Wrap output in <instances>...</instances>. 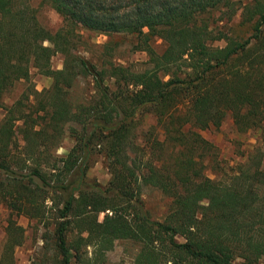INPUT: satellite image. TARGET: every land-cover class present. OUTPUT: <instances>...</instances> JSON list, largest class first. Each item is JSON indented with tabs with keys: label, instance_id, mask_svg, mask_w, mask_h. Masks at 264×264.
<instances>
[{
	"label": "trees",
	"instance_id": "trees-1",
	"mask_svg": "<svg viewBox=\"0 0 264 264\" xmlns=\"http://www.w3.org/2000/svg\"><path fill=\"white\" fill-rule=\"evenodd\" d=\"M27 1L0 0V98L29 82L31 67L52 83L44 115L19 128L20 150L14 104L0 122V203L35 221V234L41 224L30 264H119L107 254L114 240L136 245L132 264H259L264 0H47L63 20L55 31ZM238 11L246 37L227 26ZM91 33L107 40L96 45ZM115 34L131 35L151 68L116 62ZM55 54L63 56L59 69L51 67ZM79 77L86 93L73 100ZM146 113L156 124L144 130ZM227 116L238 131H255L257 144L234 172L211 179L203 174L211 143L200 131ZM69 124L77 127L72 144L58 154ZM97 154L110 175L104 184L87 177ZM144 186L169 198L161 218L145 207ZM6 231L3 258L13 264L23 228L10 219Z\"/></svg>",
	"mask_w": 264,
	"mask_h": 264
},
{
	"label": "rangeland",
	"instance_id": "rangeland-1",
	"mask_svg": "<svg viewBox=\"0 0 264 264\" xmlns=\"http://www.w3.org/2000/svg\"><path fill=\"white\" fill-rule=\"evenodd\" d=\"M242 3L250 2L251 0H238ZM29 7L33 10L38 23L49 31H55L61 27L63 20L61 16L52 8L47 0H28ZM240 11L233 16L227 23L230 32L233 35L246 37L250 33V26L248 24H241ZM87 32H85V35ZM92 41L96 45L102 44L107 40V36L98 33H91ZM134 38L129 34H115L112 40L117 47L116 62L124 65H129L136 71H142L151 68V63L148 61L149 56L144 51L132 50L131 46ZM44 44H47L45 42ZM218 44H221L219 42ZM153 45L157 52H162L164 45L161 39H156ZM93 48V47H92ZM95 52V51H93ZM63 56L55 54L51 58V67L59 69L62 67ZM52 78L42 74L36 68H30V81H17L13 87L7 90L0 98V122L7 114V108L14 104L16 119L14 123L15 135L18 137L19 147L24 144L21 138L19 128L25 119H38V112L44 115L42 107L46 105L49 100V93L46 92L50 88ZM87 82L83 77H79L71 90V97L73 100H80L86 93ZM28 94V98L24 93ZM24 116V118L22 117ZM39 120V119H38ZM140 127L144 130L149 125H155L153 115L146 113L140 119ZM75 125L69 124L65 128L64 136L60 146L56 152L58 154L67 150L71 144L76 133ZM75 130V131H74ZM156 132L159 134L162 131L156 127ZM201 135L211 143V149L203 157V174L211 179L225 177L234 172L240 163L245 161V158L250 150L257 144V133L255 131L240 132L233 124L230 116L225 117L218 128L211 127L200 131ZM162 138V135H160ZM105 160L102 155H94L90 167L87 171V177L97 180L104 184L109 179V172L105 165ZM142 199L145 207L150 211L155 218H161L169 203V198L161 193L157 188L144 186L142 188ZM47 203V202H46ZM50 203V202H49ZM103 213L99 218H102ZM13 220L17 226L23 228L22 243L15 245L10 253H12L13 264H30L34 254L39 250L42 242L39 235L42 232L41 224L39 231L35 234L33 223L24 214H17L11 211L6 205L0 203V264H10V261L3 258V252L7 241V225L9 220ZM178 239H180L178 237ZM136 252V245L122 241L114 240L110 243L108 249V258L111 262L119 264H132L133 256ZM259 264H264V257L259 261Z\"/></svg>",
	"mask_w": 264,
	"mask_h": 264
}]
</instances>
